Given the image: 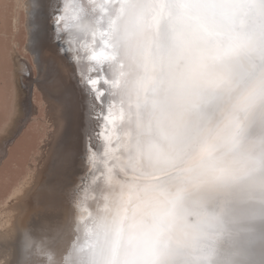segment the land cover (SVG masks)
I'll return each mask as SVG.
<instances>
[{
  "label": "clouds",
  "instance_id": "clouds-1",
  "mask_svg": "<svg viewBox=\"0 0 264 264\" xmlns=\"http://www.w3.org/2000/svg\"><path fill=\"white\" fill-rule=\"evenodd\" d=\"M121 119L65 264H249L264 230V0H115ZM93 17L75 34L91 38Z\"/></svg>",
  "mask_w": 264,
  "mask_h": 264
},
{
  "label": "bare ground",
  "instance_id": "bare-ground-1",
  "mask_svg": "<svg viewBox=\"0 0 264 264\" xmlns=\"http://www.w3.org/2000/svg\"><path fill=\"white\" fill-rule=\"evenodd\" d=\"M7 1L0 0V14L10 11L6 9ZM33 3L34 0H14L13 16L0 15V25H4L6 17H9L10 24L5 25L9 24V28L17 30L20 20L18 10L25 12L27 48L34 53L38 72L46 82L45 93L50 110L47 124L53 131L46 133V139L40 141L41 145L36 149L38 153L33 156L35 164H28L26 174L18 181L19 185L12 188L5 200L2 199L4 203L0 202V264H65L69 250L90 227L97 204L95 195L99 182L105 178L98 168L102 180L90 185L95 176L85 174L86 186L80 192L87 161V141L95 144L97 150L101 148L94 132L93 139L90 138L91 120L85 109V93L80 86L82 81L78 83V78L74 76L77 69H86L87 64L83 61L70 63L68 56L58 51L50 14L45 12L42 30L35 29L30 7ZM7 27L6 31H0L3 35L0 39L4 40L3 43L0 41V66L10 74L9 63L4 59L5 53L9 56L10 46L6 45L5 49L4 43L8 41L10 44L8 34H15H10L12 30L8 32ZM41 53L47 63L40 60ZM61 73L66 81L60 78ZM245 254L249 264H264V230L247 247Z\"/></svg>",
  "mask_w": 264,
  "mask_h": 264
},
{
  "label": "rangeland",
  "instance_id": "rangeland-1",
  "mask_svg": "<svg viewBox=\"0 0 264 264\" xmlns=\"http://www.w3.org/2000/svg\"><path fill=\"white\" fill-rule=\"evenodd\" d=\"M10 1L8 0L6 2L9 3L7 6L9 9L7 7L6 9L10 11L4 12L5 14L2 12L3 16H13L11 12L13 11L12 8H14V0L12 1L13 4L10 3ZM25 1L27 0H24V2ZM18 11L20 20H18L19 23L17 24V30L9 28V17L6 16L7 20L5 23L9 24L5 25L4 23V25H0V28L1 26L2 28L4 26L0 31H6L5 26H8L7 28L9 29H7V31L9 32V30H12L9 33L16 35L11 34L10 38L8 34L10 44L7 43L8 41H5L4 43L5 49L6 45H9L10 47H8L11 49H9L8 52L9 56L5 53L6 58L4 57L6 60L5 62L9 63L7 65L10 67V74L2 70V67L0 66L1 203H4V197H8L7 194L9 195V193L12 192V188H15V185H19L18 181L20 182V179L26 174L28 164H35L33 156L38 153V150L36 149L41 145L40 141L46 139V133L53 131V128H48L47 124V116L50 115V110L49 102H47L49 99L45 93L46 82L43 81L44 77H41L38 72L34 53L27 48V26L26 19H23V16L26 17V14L23 9H19ZM2 14L0 15L2 16ZM0 38H3V35ZM12 39H14V42L16 40V42L14 43ZM0 41L2 43L4 42L3 39H0ZM7 57L9 58V61ZM41 59L44 63H47V60L46 58L44 59L42 53L40 55V60ZM59 76L63 80H67L62 73ZM2 199L4 200L2 201Z\"/></svg>",
  "mask_w": 264,
  "mask_h": 264
},
{
  "label": "snow or ice",
  "instance_id": "snow-or-ice-1",
  "mask_svg": "<svg viewBox=\"0 0 264 264\" xmlns=\"http://www.w3.org/2000/svg\"><path fill=\"white\" fill-rule=\"evenodd\" d=\"M114 2L115 0H34L30 6L35 29L41 31L45 12L50 14L58 51L68 56L70 63L78 64L83 61L87 64L86 69H77L74 76L78 78V83L82 81L80 86L85 93V109L91 120L90 138L93 139L94 132L102 146V156H107L114 149L117 125L121 119L111 91L113 82L110 63L113 57L106 39L107 28L102 26L107 7ZM86 17L95 18L98 25H101L88 39L75 34L78 22ZM90 149L95 161V144H90Z\"/></svg>",
  "mask_w": 264,
  "mask_h": 264
},
{
  "label": "water",
  "instance_id": "water-1",
  "mask_svg": "<svg viewBox=\"0 0 264 264\" xmlns=\"http://www.w3.org/2000/svg\"><path fill=\"white\" fill-rule=\"evenodd\" d=\"M94 136H95V133H94ZM97 140V139H96ZM88 142V145H90V144H92V143H90L89 141H87ZM87 152V151H86ZM86 160H87V157H86ZM92 161V160H91ZM85 171H86V166H85ZM85 174V173H84ZM92 174H94V171L92 170L91 172H89V173H87L86 174V176L88 175V176H91ZM95 175V174H94ZM101 175V174H100ZM86 178V177H85ZM83 180V177H82V179H81V181ZM102 180V177L101 178H99L98 180H96V181H92L91 182V184L90 185H93V183L95 184V183H97L98 181H101ZM81 183V182H80ZM81 192V191H80Z\"/></svg>",
  "mask_w": 264,
  "mask_h": 264
}]
</instances>
